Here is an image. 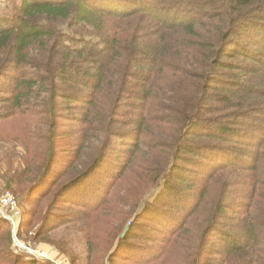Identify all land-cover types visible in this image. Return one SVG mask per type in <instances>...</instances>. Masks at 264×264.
<instances>
[{
    "label": "trees",
    "instance_id": "16d2710c",
    "mask_svg": "<svg viewBox=\"0 0 264 264\" xmlns=\"http://www.w3.org/2000/svg\"><path fill=\"white\" fill-rule=\"evenodd\" d=\"M13 1L0 11V123L40 124L23 182L2 178L49 200L39 235L59 208L79 210L53 223L82 224L114 192L128 208L110 258L264 264V0ZM106 166L97 199L81 185ZM146 219L157 247L129 243ZM0 221V264H25Z\"/></svg>",
    "mask_w": 264,
    "mask_h": 264
},
{
    "label": "rangeland",
    "instance_id": "374dc122",
    "mask_svg": "<svg viewBox=\"0 0 264 264\" xmlns=\"http://www.w3.org/2000/svg\"><path fill=\"white\" fill-rule=\"evenodd\" d=\"M15 1V0H14ZM13 1V2H14ZM8 0H0V11H6V4ZM12 4V2L10 3ZM10 13V8L8 9ZM5 15L4 13H1ZM11 15V14H10ZM5 15V16H10ZM1 87V86H0ZM2 88H0L1 94ZM41 111V110H38ZM17 114L15 117L3 121L0 123V139L8 141L0 143V197L9 193L15 200L17 209L19 211L18 223L13 227L9 221L5 218L7 216L13 217L14 212L10 208L0 207V220H6L9 223L10 238L12 241L11 250L13 254L18 257L21 262L28 264H130L134 259L130 258L132 252L130 249L119 250L113 257L110 258L109 254L112 250L106 251L107 243L113 241L114 235H116L124 220L123 213L128 208L127 202H123L114 194L109 197L108 202H101L102 207L91 211L84 217L83 223H87V230L89 233L83 232L82 224L79 220L68 222V219L60 221L56 220L59 215H65L66 213H76L79 208L69 206V209L65 212L64 208H59L55 212V216L51 219L49 224V230L42 235H39V228L42 225V218L47 212L48 199H43L39 203H33L28 201V193L23 191L25 183L16 184L15 188L9 189L3 176H8L12 180L23 182L24 176L14 175L17 171H28V166L33 159L32 151H30L31 145L35 143V137L28 134L31 133L33 125H39V118H32L28 120V113L26 115ZM62 123L67 124L62 120ZM41 131L39 134H41ZM28 138L30 139L28 141ZM67 138V136H65ZM62 138L56 141V144H60ZM67 140H65L66 142ZM34 145V146H35ZM117 152V151H116ZM112 155V154H111ZM114 161V153L111 162ZM39 159L37 160V163ZM107 166L98 172H95L89 179L82 183L83 190H86L89 194L95 193L97 199L105 193L102 189H97L101 183L106 182L108 187L112 183L110 173H105ZM194 170L190 174H193ZM102 181V182H101ZM21 186V187H20ZM21 193H16L14 189H19ZM31 199H34L36 195H32ZM108 208L109 211L105 212ZM38 213L35 217V223L33 227L28 226L29 221L32 220V215ZM93 215V216H91ZM95 215V216H94ZM91 218H88L90 217ZM90 219V220H89ZM0 230L8 231L5 225L1 224ZM23 222V223H22ZM3 223V222H2ZM145 223L143 232H138L142 235L140 240H130L131 245L142 246L148 248L150 246L155 247L156 243L152 238H149L152 234V230L155 228V222L143 220ZM0 231V233H1ZM94 231V232H91ZM4 233V232H2ZM161 233V232H160ZM0 238L2 235L0 234ZM1 241V240H0ZM213 238L209 240V243H213ZM3 245L4 242H0ZM117 243V242H116ZM115 243V244H116ZM157 247V246H156ZM115 248V247H114ZM90 249L92 253L90 254ZM105 251V253H104ZM151 250H148L150 253ZM159 253V251H158ZM207 257H205L206 259ZM207 263L211 260L207 259ZM155 264H163L162 259ZM166 264H177L172 258H168Z\"/></svg>",
    "mask_w": 264,
    "mask_h": 264
},
{
    "label": "built area",
    "instance_id": "2783aa9c",
    "mask_svg": "<svg viewBox=\"0 0 264 264\" xmlns=\"http://www.w3.org/2000/svg\"><path fill=\"white\" fill-rule=\"evenodd\" d=\"M0 207H6V208H10L13 212H14V215L13 217H9L7 216L5 219L7 221H9V223L15 227L18 223V219H19V211L17 209V206H16V203H15V200L13 199V197L7 193V194H4L0 197Z\"/></svg>",
    "mask_w": 264,
    "mask_h": 264
},
{
    "label": "water",
    "instance_id": "95a60500",
    "mask_svg": "<svg viewBox=\"0 0 264 264\" xmlns=\"http://www.w3.org/2000/svg\"><path fill=\"white\" fill-rule=\"evenodd\" d=\"M127 229H128V228H127ZM127 229H126L125 233L127 232ZM125 233H124V234H125Z\"/></svg>",
    "mask_w": 264,
    "mask_h": 264
}]
</instances>
